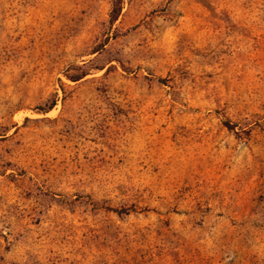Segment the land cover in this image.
Here are the masks:
<instances>
[{"label":"rangeland","instance_id":"374dc122","mask_svg":"<svg viewBox=\"0 0 264 264\" xmlns=\"http://www.w3.org/2000/svg\"><path fill=\"white\" fill-rule=\"evenodd\" d=\"M112 1L0 0V264H264V0Z\"/></svg>","mask_w":264,"mask_h":264},{"label":"trees","instance_id":"16d2710c","mask_svg":"<svg viewBox=\"0 0 264 264\" xmlns=\"http://www.w3.org/2000/svg\"><path fill=\"white\" fill-rule=\"evenodd\" d=\"M119 12V5L117 4L116 0L112 1V10H111V15H110V22H114L118 16ZM86 74H81V75H76L73 77H70L72 81H78L82 77H84ZM53 106V105H52ZM51 107H49L50 109Z\"/></svg>","mask_w":264,"mask_h":264}]
</instances>
